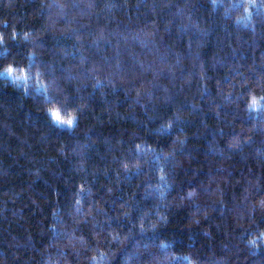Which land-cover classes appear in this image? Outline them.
<instances>
[{
  "label": "trees",
  "instance_id": "trees-1",
  "mask_svg": "<svg viewBox=\"0 0 264 264\" xmlns=\"http://www.w3.org/2000/svg\"><path fill=\"white\" fill-rule=\"evenodd\" d=\"M0 66V264H264V0H0Z\"/></svg>",
  "mask_w": 264,
  "mask_h": 264
},
{
  "label": "snow or ice",
  "instance_id": "snow-or-ice-1",
  "mask_svg": "<svg viewBox=\"0 0 264 264\" xmlns=\"http://www.w3.org/2000/svg\"><path fill=\"white\" fill-rule=\"evenodd\" d=\"M2 67V66H0ZM15 71V68L13 66H9L7 69H4L3 71H0V78H5V79H11V80H21L25 79V77H18V76H13V72ZM264 99V98H262ZM258 102L253 99L250 108H255L257 106ZM50 117L53 120V122L57 123L60 126H68L71 127L75 123V118H69V119H64L62 116L61 112L59 109H54L50 110Z\"/></svg>",
  "mask_w": 264,
  "mask_h": 264
}]
</instances>
